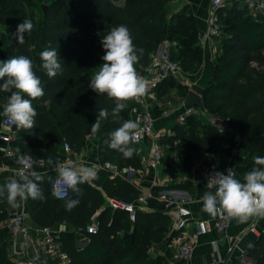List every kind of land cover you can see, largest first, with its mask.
Instances as JSON below:
<instances>
[{
	"label": "trees",
	"instance_id": "16d2710c",
	"mask_svg": "<svg viewBox=\"0 0 264 264\" xmlns=\"http://www.w3.org/2000/svg\"><path fill=\"white\" fill-rule=\"evenodd\" d=\"M170 1L0 0V61L27 56L44 89V96L32 101L37 111L36 126L27 130L14 127L13 146L32 159H43L48 165L47 171L41 174L44 179L37 182L44 198H25L26 209L38 227L60 223L71 227L58 231L62 249L70 257L69 264H170L169 251L155 250L167 240L171 229L168 214L137 210L131 221L127 212L111 208L108 198L130 202L137 199L141 190L136 184L120 176L111 177L110 172L102 169L96 171V179L77 186L79 194L69 188L66 197L56 198L52 182L57 157L50 151L55 139H64L73 151H81L90 137L97 141L101 164L142 167L141 157L132 142L131 158H125L106 143L110 132L120 126L111 117L101 122L99 132L91 134L99 110L111 111L115 102L89 89L91 78L84 72L96 61L97 53L105 54L102 38L111 28L120 25L130 30L134 46L143 50L135 69L146 66L160 43L168 40L170 58L178 62L183 71L191 70L202 52L197 22L185 11L170 16L166 10ZM242 4L236 1L218 9L222 25L219 52L209 80L200 90L202 110L224 122L225 128L219 130L202 122L198 116L189 117L183 125H174V135L161 137L160 143L164 146L162 163L165 166L173 167L175 157L178 158L176 173L189 174L194 154H210L220 166V154L208 151L213 149L216 140H234L230 147L238 142L246 148L237 154L234 162L236 179L241 182L244 174L256 167L254 157L264 156V20L253 17ZM23 19H30L34 27L24 34L25 43L21 45L15 34ZM49 44L57 48L62 68L53 78L47 76L40 59V53ZM173 86L181 95L188 91L175 79L166 78L155 92L160 98L169 97ZM10 94L0 91V111ZM45 100L50 103L45 105ZM132 108L131 99L120 113L121 121L132 120ZM41 142L48 144L49 149H36ZM48 158L53 160L52 165L47 163ZM172 184L179 189L189 188L186 181ZM202 185L200 183L198 188ZM70 200L79 203L67 210ZM8 209L0 197V224L8 216ZM95 219L99 222L96 231L87 232L88 225ZM9 239L10 234L0 225V264H15L10 256ZM246 255L254 264H264L263 234ZM41 264H56V261L45 256Z\"/></svg>",
	"mask_w": 264,
	"mask_h": 264
},
{
	"label": "built area",
	"instance_id": "2783aa9c",
	"mask_svg": "<svg viewBox=\"0 0 264 264\" xmlns=\"http://www.w3.org/2000/svg\"><path fill=\"white\" fill-rule=\"evenodd\" d=\"M239 0H211L208 16L205 19V28L198 33L199 45L204 49L207 45L220 39L221 23L218 16V9L222 6H229L233 2ZM253 16L259 13V18L264 20V0H240ZM252 9L256 10L253 11ZM171 43L168 40L160 43L154 53L151 54L149 62L146 66L136 69L139 76L148 82L147 94L138 99H132L133 108L131 110L132 120L139 125L138 135L133 137L131 141L136 152L142 155V166L146 164L148 168L158 170L162 165V157L164 154V146L161 145V137L174 135L173 127L166 130H158L155 128L156 118L155 110H158L160 118L171 117L174 125H183L191 116H198L203 113L202 105H187L186 97L189 91L195 92L199 87V80L189 78L187 72L183 71L178 62L170 58L169 48ZM166 78H173L180 84L187 87L185 95L177 92L170 94L169 97L160 98L155 92V88ZM202 89V88H201ZM196 93V92H195ZM198 95L200 93L197 92ZM15 125L7 120L6 117L0 122V154L4 158H21L29 159L31 167L39 173H44L45 162L42 159L33 160L28 156H18L13 141L16 136ZM147 144V153L144 154L142 144ZM63 148L66 154L71 155L72 150L68 142H64ZM63 162H56L55 168ZM100 169L110 172L111 177L120 176L130 179L137 173V170L127 166L119 168L110 162L99 165ZM22 165L19 163L12 171L14 177H19ZM232 168L236 178L235 164L232 157L224 158V162L217 166L210 154H198L193 157L190 164V172L187 176L182 177V181L197 179L199 182L207 185L208 177L214 172L227 174V169ZM58 173L52 182V191L60 192V196L54 195L56 198H64L68 195L69 188L64 185L54 183ZM181 180H173L179 182ZM208 186V185H207ZM214 188V187H213ZM155 196L165 200L169 212L167 213L171 221V230L177 235V259L189 261L195 247V238L205 235L209 231V224L206 220H194L195 230L193 235L188 232V225L192 219L191 211L184 205L188 199V194L184 190L178 188L164 187L156 192ZM108 205L111 208L121 209L128 213L129 219L134 221L135 212L144 210L147 204V196L142 194L134 201H125L119 198H108ZM16 208L15 211L8 209V216L1 222V227L5 228L12 239L9 244L11 256H14L15 264H41V259L45 256L56 261V264H69L70 257L62 249L61 242L58 240V232L52 227H29L25 219L28 215L24 205ZM257 216L252 219L256 220ZM229 218L226 215H217L213 220L212 227L216 232L226 237V229L228 228ZM99 225L94 220L87 227V232L94 233ZM257 233L255 226H250L247 230L236 237H226L231 246L229 250L236 247L241 236L246 233ZM172 264V263H170ZM207 264H222L220 259Z\"/></svg>",
	"mask_w": 264,
	"mask_h": 264
},
{
	"label": "clouds",
	"instance_id": "9594fccd",
	"mask_svg": "<svg viewBox=\"0 0 264 264\" xmlns=\"http://www.w3.org/2000/svg\"><path fill=\"white\" fill-rule=\"evenodd\" d=\"M33 27L30 19H23L17 26L15 35L19 44L25 43L24 34L31 32ZM101 44L105 53L102 57L103 63L91 77L89 89L98 95H106L115 102V107L111 111L107 108L99 110L97 119L91 126V134L99 132L101 122L111 117L120 126L110 132L106 143L125 158H131L134 149L130 147V143L138 135L139 125L133 120L121 121L120 113L126 108L127 101L147 94L148 82L135 69L143 50L134 46L132 34L124 25L111 28L102 38ZM40 59L41 67L49 78L62 71L57 48L51 44L40 53ZM0 81H3L0 91L11 93L3 104L2 115L19 129H33L36 126L37 111L32 101L44 96L41 79L33 70V62L24 55L0 61ZM25 96L30 99H25ZM48 103L50 101H44L45 105ZM19 163L22 165L19 181L11 179L0 186V195H6L9 201L29 197L42 200L43 193L37 182L44 177L31 167L29 159L21 158ZM47 163L52 165L53 160L48 158ZM254 164L256 167L244 174L243 182L235 178L232 168L227 169V174H211L207 185L210 189L214 187L215 191H206L202 195V211L211 216L226 215L240 222L253 216L264 217V156L254 157ZM55 170L58 177L54 183L64 185L77 194L79 184L97 178L94 165H77L71 160L60 164ZM54 195L59 197L60 192L56 191ZM78 203V200L68 201L67 210H71Z\"/></svg>",
	"mask_w": 264,
	"mask_h": 264
},
{
	"label": "crops",
	"instance_id": "0c3cea01",
	"mask_svg": "<svg viewBox=\"0 0 264 264\" xmlns=\"http://www.w3.org/2000/svg\"><path fill=\"white\" fill-rule=\"evenodd\" d=\"M210 2L211 0H172L166 5L167 13L171 16L176 13H180L185 11L187 14H191L194 16L197 22L198 27V33L204 30L205 28V19L208 16L209 8H210ZM241 2L240 0L238 1ZM242 4V2H241ZM253 17L259 18V13L256 12ZM217 42H214V45L209 44L207 45L204 50L210 55L212 54V49L216 45ZM95 62V61H94ZM93 62V63H94ZM93 65V64H92ZM91 65V66H92ZM85 75V72H84ZM86 77H89L85 75ZM91 78V77H89ZM201 78L199 77V87L195 89V92L200 93L201 88L203 86L201 85ZM204 81V79H203ZM155 113L158 115V110H155ZM155 128L162 131L166 130L167 127H165V123L169 120L168 118H160L155 117ZM172 127L174 126L171 125ZM171 128V127H170ZM64 142H67L64 139H55L53 142V147L50 149L52 153H54L52 156L57 157L55 162H63L66 163L67 161L71 160L77 165L84 164L85 166H95V171L99 170L101 165L98 155V144L96 139L94 138H87L86 144L83 147L81 151H73L71 155L66 154L63 144ZM71 147V146H70ZM17 150L18 156H28L26 153L20 151L17 147H15ZM36 149H44L48 150L49 145L46 143H39L36 146ZM142 149L144 154L147 153V144H142ZM142 161V155L139 154ZM32 159V158H31ZM218 159L221 163L224 162V156H218ZM38 160V159H33ZM43 160V159H42ZM45 162V161H44ZM111 163V162H110ZM143 163V162H142ZM19 164V157L14 158H4L0 154V186L5 185L9 180L16 179L14 177L13 169L17 167ZM113 164V163H112ZM116 165V164H113ZM117 166V165H116ZM131 167V166H130ZM120 168V167H119ZM133 168V167H132ZM48 165L45 162L44 173L47 171ZM136 169V168H134ZM55 170V166H54ZM137 173L130 179L123 178L124 180H127L131 183L136 184L140 190L141 194H144L147 196V204L143 211L145 212H162V213H168L169 208L166 205L165 200L162 198H159L155 196L156 192H158L160 189L164 187H173V180H177V174L174 171L173 167L165 166L163 163L161 167L158 170L148 168L146 164H144L140 169H136ZM56 172V170H55ZM43 174V173H40ZM57 174V172H56ZM182 182V180H181ZM189 183L188 189H181L187 192L188 199L185 201L184 205L191 211L192 213V219L189 222L188 225V232L193 235L195 230V223L194 220H206L209 224V231L203 235L195 238V247L192 252V256L189 261H182L177 259V254L174 257L171 255V260H169L172 264H207L213 261H216L220 259L222 261V264H254L253 260L249 258L246 253L248 249L253 245V243L258 239L260 235H264V217H257L256 220H253L252 217H250L245 222H240L237 219L229 218L228 220V228L226 229V237H236L239 236L242 232L247 230L250 226L254 225L257 233H244L239 241L237 242V245L232 250H229V247L231 246V242L223 235L219 234L214 230L212 227L213 220L215 219V216H211L205 212L202 211L203 204L201 201L202 195L206 191H215L214 188H209L207 185L203 184L202 182H199V180L191 179L189 181H186ZM201 184L202 188H198V186ZM171 184V185H170ZM179 189V188H178ZM108 204V203H107ZM26 208V200L24 198L23 204ZM21 207L20 205L9 207L10 210L15 211L16 208ZM27 210V209H26ZM28 213V212H27ZM96 220V219H95ZM94 221V220H93ZM26 224L29 227H38L34 221L31 219L29 214L27 215L25 219ZM55 229V231L60 230H70L71 227L67 224H56L52 227ZM172 234H175L174 230H171ZM176 235V234H175ZM177 239V237H176ZM12 239H9V244H11ZM177 241V240H176ZM10 251V250H9ZM159 253H162L158 251ZM11 256V253H10ZM14 259V256H11ZM172 261V262H171Z\"/></svg>",
	"mask_w": 264,
	"mask_h": 264
},
{
	"label": "rangeland",
	"instance_id": "374dc122",
	"mask_svg": "<svg viewBox=\"0 0 264 264\" xmlns=\"http://www.w3.org/2000/svg\"><path fill=\"white\" fill-rule=\"evenodd\" d=\"M252 10L256 11L254 9H252ZM216 42L217 43L213 47L211 55H210V53L206 52L203 48L200 47L202 49L200 58L197 60L196 63L193 64L191 70L186 71L188 73L190 79L195 78V79L199 80V77H202V75H203L204 81L201 78V82H202L201 85L202 86H206V84L209 80V77H210V73L213 69V62L216 58L217 53L219 52L220 39H218ZM96 57H97V59L93 63V65L85 71V75H87L89 77H92L94 72L96 71V68L99 67L103 63V60H102L103 54L102 53H97ZM178 91L179 90H177V88L173 86L172 93H175ZM2 112H3V108L0 111V119L4 118V116L2 115ZM154 116L160 117V115H157V114H154ZM199 117L202 119V122H205L206 124H211L219 130H222L223 128H225L224 122H222L221 120L216 118L212 113H209L206 110H204L203 113H201V115H199ZM173 123H174L173 119L171 117H169V120L165 123L164 126L167 127V129H170V127L172 128L171 125H173ZM232 142H234V140H227V141L216 140L213 149L208 150V151L211 153H216L217 156L220 154V156H224V158H227L230 156L234 159V162L236 163L237 154L243 152L244 149H246V148L238 142L233 144L232 147H230ZM193 157H195V154ZM174 161H175V164H173V169L175 170L177 167L176 161H178V158L175 157ZM176 174L178 175L177 176V178H179L178 180H182L183 176H187V174H183V172H179V171ZM179 182H181V181H179ZM176 237H177V235L172 234L171 229H170V231L168 233L167 240H165L161 245L155 247V250L157 252L160 251L162 253L169 251L172 254V257L175 258L176 254H177V241H176L177 239H176ZM171 259L172 258H170L169 260H171ZM172 261H173V259H172Z\"/></svg>",
	"mask_w": 264,
	"mask_h": 264
},
{
	"label": "water",
	"instance_id": "95a60500",
	"mask_svg": "<svg viewBox=\"0 0 264 264\" xmlns=\"http://www.w3.org/2000/svg\"><path fill=\"white\" fill-rule=\"evenodd\" d=\"M186 104L187 105H202V100H201V96L198 95L197 93L193 92V91H189L187 93V97H186ZM0 197L3 199V201L5 202L6 206L8 207H14V206H18V205H22L24 202V199H17L15 201H9V199L7 198L6 195H0Z\"/></svg>",
	"mask_w": 264,
	"mask_h": 264
}]
</instances>
